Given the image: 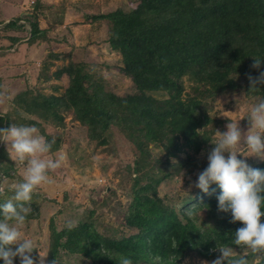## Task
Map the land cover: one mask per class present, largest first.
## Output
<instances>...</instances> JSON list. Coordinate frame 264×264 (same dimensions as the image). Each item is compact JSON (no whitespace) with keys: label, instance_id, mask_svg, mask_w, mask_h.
I'll list each match as a JSON object with an SVG mask.
<instances>
[{"label":"trees","instance_id":"1","mask_svg":"<svg viewBox=\"0 0 264 264\" xmlns=\"http://www.w3.org/2000/svg\"><path fill=\"white\" fill-rule=\"evenodd\" d=\"M95 17L106 18L111 23L106 43L121 54L122 70L132 78L138 91L126 96L108 91L102 83L93 81L80 65L71 62L55 75L39 74V79L49 84L54 76L59 79L66 72L68 86L52 84L50 93L38 90V96L29 99L28 105L25 104L26 90H21L12 99L18 109L29 113L38 101H43L62 126L65 119L60 109L71 110L73 118L85 128L87 137L98 144L107 142L106 132L111 124L129 126L133 128L141 153L146 152V143L155 141L165 143L168 153L174 155L181 149L179 138L187 147H200L196 127L201 123V113L195 111L199 103L185 105L181 99L185 75L199 83L201 90L196 92L200 94L210 96L244 88L247 95L264 98V86L255 92L249 91L250 85L229 78L228 71L218 61L233 44L248 58L264 59V0H141L134 9ZM18 21V18L7 21L5 28L21 29L23 24ZM32 25V36L27 43L38 37L35 36L38 24ZM259 71H264V63ZM88 81L91 82L87 84ZM161 91L169 93L170 98L159 99L149 93ZM189 120L194 124L192 129L186 127ZM9 121L7 114L0 115V128H9ZM33 124L40 126L39 122ZM46 136L48 140L51 137L48 133ZM0 157H6V164L0 170L13 177L11 168L15 171L17 167L4 144H0ZM253 168L264 170V160ZM161 180L157 178L158 182ZM151 186V182L145 183L134 195L126 221L138 231L127 237H104L87 222L59 231L52 221L49 264L57 261L61 249L81 254L91 259L92 264H119L121 255L131 258L133 264H181L189 251L210 259L217 253L216 245L238 247L231 241L243 224L230 222L231 212L218 211L217 196L221 193L218 184L210 186L211 194L200 190L179 207L147 193ZM4 199L0 197V203ZM191 207L196 214L189 218L186 212ZM36 209H32L26 220L37 217ZM202 211L206 212L204 218L200 216ZM261 220L264 222V217ZM16 260L17 257L14 263Z\"/></svg>","mask_w":264,"mask_h":264},{"label":"rangeland","instance_id":"2","mask_svg":"<svg viewBox=\"0 0 264 264\" xmlns=\"http://www.w3.org/2000/svg\"><path fill=\"white\" fill-rule=\"evenodd\" d=\"M140 2L141 0H0V40L11 42L0 46L15 48V44L28 41L32 36V24H38L39 31L35 34L38 37L30 43L35 45V50L41 52L42 56L40 60L27 63L31 65L35 62L39 65L41 75L45 72L49 76L55 75L56 71L73 62L80 65L93 81L102 83L106 90L126 96L137 92V87L132 78L122 70L124 62L121 54L106 43L111 23L106 18L97 20L95 16L116 10H131ZM15 18L19 19L18 22L23 27L5 28V23ZM235 47L233 44L232 49H228L218 61L224 66L223 70L228 71L229 78L242 85H250L248 75L256 77L260 71L251 67L254 56L248 58L245 52H240ZM37 78L39 79L38 76ZM35 82L31 81L32 87L28 86L29 89L24 91L27 105L29 99L38 96V90L50 93L53 90L52 84H59L63 88L68 86L69 75L64 72L59 79L54 76L49 84ZM183 85V103H199L195 111L201 113V123L196 127L200 147H187L183 144V139L179 138L181 149L176 150L174 155L168 153L165 143L155 141L146 143V152L141 153L136 144V135L132 134L133 128H124L115 123L106 132L107 142L98 144L87 137L85 128L73 118L71 110L60 109L65 119L62 126L45 102L38 101L28 113L18 109L11 97L8 99L4 110L10 118V126L13 123L34 125L33 122H39L40 126H35L40 134L46 138V134H50L49 141L55 138L49 155L66 156L59 169L49 172L51 183L41 185L34 192L31 208L35 210L37 207V217L27 219L22 228L26 235L37 240L41 253H47L45 264H49L52 221L59 231L68 228L67 223L71 221L75 226L87 222L104 237L121 239L134 234L138 229L127 224L126 216L134 195L141 186L151 182L152 186L147 193L160 196L167 204L179 207L200 191L194 185L198 175L208 166L207 154L215 147L211 141L217 138V130L225 132L230 120L239 119L242 132L250 127L246 116L261 95H247L244 88L228 89L210 96L200 94L196 92L201 90L198 88L199 83L189 75L183 77ZM206 85L211 86L208 83ZM149 93L159 99L170 98V94L163 91ZM193 126L191 120L186 122L187 129H192ZM41 130L45 132L42 133ZM237 155L251 167L262 161L254 155ZM225 156H228L227 152ZM4 158L0 157L1 167L6 164V157ZM15 165V171L11 168L13 177L0 170V186L7 188L23 180L25 166L16 162ZM159 177L162 178L160 182L157 181ZM6 194L12 195L11 192ZM205 215V211L200 212L202 218ZM233 248L236 255L241 254L239 247ZM32 255L39 264V251L34 250ZM219 255L221 253L217 250L214 257L207 259L195 251H189L181 264H203L204 261L211 264ZM248 258L250 264H264V259L257 261L254 255H249ZM91 262V259L81 254L64 249L60 250L57 258V264H92ZM14 264H20L19 257Z\"/></svg>","mask_w":264,"mask_h":264},{"label":"clouds","instance_id":"3","mask_svg":"<svg viewBox=\"0 0 264 264\" xmlns=\"http://www.w3.org/2000/svg\"><path fill=\"white\" fill-rule=\"evenodd\" d=\"M253 60L252 68L259 69L264 63L260 57H253ZM248 80L249 91H258L260 86H264V71L256 77L249 74ZM4 97L5 93H0V100ZM246 117L250 122L246 132L239 127L240 119L230 120L225 132L217 130V138L211 141L215 147L207 154L208 166L198 175L194 185L204 193L211 194L210 186L218 184L221 189L217 196L218 211L231 212L230 222L243 224L236 229L231 241L242 250L241 254L236 255L232 246L216 245L214 250L221 255L211 264H225V261L227 264H250L249 255H254L257 261L264 259V222L261 220L264 217V170L251 167L237 155H254L264 160V98H259L251 106ZM0 141L7 145L12 160L25 166L21 182L7 188L0 186V197H5L4 202L0 203V260H3V264H14V259L19 257L20 264H37L32 253L38 250L39 264H45L47 253H41L37 240L26 235L22 228L32 212L34 192L41 185L51 183L49 172L59 169L66 156H50L55 138L49 141L35 125L13 123L9 128H0ZM245 152L248 154L244 155ZM7 192L12 195L7 196ZM193 207L186 212L189 218L196 214ZM67 227L72 229L75 224L69 221ZM105 255L111 258L110 254ZM52 264H57V261H52ZM119 264H133V261L121 255ZM203 264L208 262L204 261Z\"/></svg>","mask_w":264,"mask_h":264},{"label":"crops","instance_id":"4","mask_svg":"<svg viewBox=\"0 0 264 264\" xmlns=\"http://www.w3.org/2000/svg\"><path fill=\"white\" fill-rule=\"evenodd\" d=\"M0 41V45L11 43L6 40ZM41 56V52L35 50V45L27 42L17 43L15 48H2L0 46V93H5V97L0 100V115L6 114L4 109L8 105V99L10 97L13 99L14 95L21 90L29 89L28 86L31 88V81L43 83L42 78H37L40 74L39 65H36L35 62L31 65L27 63L32 60H40ZM9 93L12 94L9 95ZM0 144L7 147L3 141H0Z\"/></svg>","mask_w":264,"mask_h":264}]
</instances>
